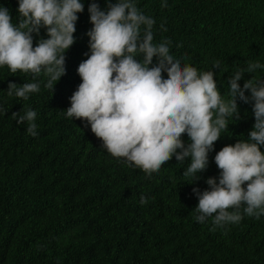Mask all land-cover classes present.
Returning a JSON list of instances; mask_svg holds the SVG:
<instances>
[{"label":"trees","instance_id":"16d2710c","mask_svg":"<svg viewBox=\"0 0 264 264\" xmlns=\"http://www.w3.org/2000/svg\"><path fill=\"white\" fill-rule=\"evenodd\" d=\"M81 2L75 42L65 53L66 73L53 92L41 74L40 90L28 100L9 96L8 84L32 82L31 74L0 67L5 113L0 114V264H264V216L244 215L240 223L214 231L211 218L204 224L194 219L198 197L193 188L208 189L209 177L218 182L214 157L224 146L248 139L254 102L236 98L239 117L229 120L208 154L206 170L193 183L183 176L190 157L179 163L173 156L151 176L117 160L87 121L64 112L82 82L78 66L90 55L88 7L95 2L107 10L109 0ZM162 2L135 0L156 21L154 43L170 40L171 53L182 64L213 71L225 99L230 76L249 62L264 65V0H166L167 7ZM0 6L19 23L18 0H0ZM47 38L42 27L33 33V47ZM215 61L220 68H213ZM156 63L153 57L149 67ZM253 77L264 80V67L244 72L241 88ZM29 109L37 113L35 137L27 133V122L18 124L12 116ZM181 138L186 146L191 142L187 134ZM141 195L146 204L140 203Z\"/></svg>","mask_w":264,"mask_h":264},{"label":"clouds","instance_id":"9594fccd","mask_svg":"<svg viewBox=\"0 0 264 264\" xmlns=\"http://www.w3.org/2000/svg\"><path fill=\"white\" fill-rule=\"evenodd\" d=\"M18 4V24L0 6V67L7 66L13 74H31L32 82L19 86L10 82L7 90L9 96L28 100L31 93L39 92L41 74L48 77L45 87L51 92L65 75V53L75 42L77 13L84 11V4L81 0H18ZM161 6L167 7L166 0ZM88 12L93 25L87 33L90 55L86 53L88 58L78 66L82 82L70 97L66 116L87 121L112 157L148 176L159 172L173 156L179 163L190 157L183 176L193 183L199 179L197 173L206 170L208 154L222 131L228 130L229 120L239 117L236 98L253 101L255 123L248 139L216 153L218 182L209 177L208 189L193 188L198 197L194 219L204 224L211 218L214 231L240 223L244 215L257 220L264 216V152L260 150L264 145V80L253 77L243 88L238 83L244 72L255 73L264 65L249 62L230 76L225 99L213 71L182 64L171 53L170 40L154 43L156 21L135 0H109L107 10L93 2ZM42 27L48 38L33 47V33L38 35ZM138 56L143 59L138 61ZM153 57L157 63L149 67ZM213 68H220V62L215 61ZM245 90H250V97ZM0 114H5L3 109ZM12 116L18 124L27 122L29 135L38 134L36 111ZM183 134L191 141L187 146ZM147 202L141 195L140 203Z\"/></svg>","mask_w":264,"mask_h":264}]
</instances>
